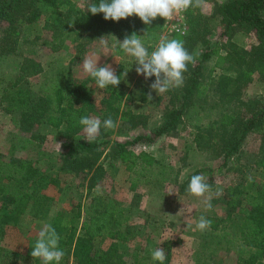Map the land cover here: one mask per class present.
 I'll use <instances>...</instances> for the list:
<instances>
[{"label": "trees", "instance_id": "obj_1", "mask_svg": "<svg viewBox=\"0 0 264 264\" xmlns=\"http://www.w3.org/2000/svg\"><path fill=\"white\" fill-rule=\"evenodd\" d=\"M92 3L98 4L99 0H84L83 8L74 0H0V56L14 52L20 46L25 30L41 19L42 27L50 33L53 50L65 44L72 45L70 65L83 56L94 40L111 33H116L123 41L126 35L135 32L142 36L149 52L154 50L161 38L162 17H157L151 25L144 24L136 15L118 22L106 20L103 13L85 11ZM214 3L213 17L219 18L217 21L223 28L221 35L225 37L223 45L226 53L221 58L226 65L221 72L211 75L210 69L206 74V62L211 57L207 37L213 30L212 18L201 14L199 8L184 11L188 29L172 39L179 37L177 40L182 41L184 48L193 55L194 63L188 64L183 74V85L169 89L167 104L155 122L149 123L145 113H125L121 107L123 102L134 98L146 102V87L136 95L126 93L124 84L120 82L118 86L101 89V96L96 99L89 84L93 78L72 80L69 69L49 83L41 81L38 90L17 86L15 82L4 92L2 102L6 104L7 111L17 116L22 135H28L24 142L43 139L37 127H52L55 134L63 139L59 171L79 175L85 181L88 198L84 203L85 209L82 210V204L78 203L76 214L68 216L61 211L51 223L59 235V247L64 252L60 264H127L119 242L130 241L133 233L121 227L124 220L122 206L108 196L90 195L91 189L102 181L105 173L101 158L108 159L110 163L122 159L131 152L129 146L152 143L160 136L175 131L179 125L191 129L195 146L217 159L215 168L218 169L239 158L249 134L259 135L256 159V165L260 167L259 178H252V182L248 183L240 181L228 185L225 196L212 200L223 205L226 215L218 218L210 228L214 229L212 243L215 241L218 246L227 235V232L220 236L215 233L218 224L229 220L235 212L242 215L235 229L239 253L234 264H264V102L259 98L242 96L252 75L256 74L264 81V0ZM239 32L254 38L255 42L248 49L232 40ZM197 45L203 47L199 53L195 50ZM24 58L21 74L40 75L43 69L40 61ZM116 74L121 78L119 72ZM147 79L155 80V76ZM121 114L128 116L131 128L140 126L148 129V133L138 134L125 142L101 141L99 139L112 130L101 126L97 139L92 143L72 140L83 129L79 124L81 117H96L101 121L111 117L116 124ZM12 145L10 151L19 146L18 143ZM11 165V172H5L4 168ZM214 172V168L200 167L186 173L177 180L178 193L188 194L186 188L191 176L196 174L205 176L212 190L215 187ZM159 174V181L167 180L165 171L160 170ZM3 178L6 182L1 183ZM58 183L56 177H47L29 158L20 157L12 163L0 161V236L6 221L16 213H22L29 200L37 205L44 204L47 195L42 190L52 184L58 186ZM11 187L13 192H7ZM82 212L85 218L79 221ZM96 239H108L109 242L105 247L96 248ZM174 243V240L168 239L161 244L166 255L164 264H170ZM34 245L35 242L29 243L25 254L20 255L42 264L30 254ZM2 251L5 250L0 248V261L10 264V254ZM134 264L159 262L142 256L135 259Z\"/></svg>", "mask_w": 264, "mask_h": 264}, {"label": "rangeland", "instance_id": "obj_2", "mask_svg": "<svg viewBox=\"0 0 264 264\" xmlns=\"http://www.w3.org/2000/svg\"><path fill=\"white\" fill-rule=\"evenodd\" d=\"M74 1L83 8L84 0ZM213 1L223 2L224 0H204L203 7L199 8L201 14L212 18L213 23L211 25L213 30L207 37L211 57L206 62V74L212 69L211 75L221 72L222 67L226 65V61L221 58L226 53L223 45L225 37L221 35L223 28L217 21L218 17H213L215 5ZM42 26L43 19L25 30L20 39V46L16 47L14 52L0 56V161L12 163L20 157L29 158L47 177H56L59 183L58 186L52 184L42 190L47 195L44 204L37 205L29 200L22 213H16L13 218L5 222L3 235L0 236V248L10 254V264H36L33 259L21 256L25 254L29 243L37 241L39 231L44 226L51 225L57 213L62 211L63 214L72 216L76 214L78 203L82 204L83 210L85 209L84 203L88 201L83 178L76 174L59 171L63 139L55 134L52 127L48 125L37 127L36 130L42 134L43 139L34 140L31 143L30 141L24 142L28 135H22L17 116L7 111L6 104L2 102V96L10 85L16 82L17 86L31 88L32 91L38 90V84L41 81L49 83L60 73H66L68 69L72 80L87 79L90 76L83 72L82 62L84 56L92 51L99 52L98 66L108 64L115 72H119L126 93L137 95L143 87L147 88V94L151 93L152 99L148 100L147 95L146 102H140L135 98L123 102L121 107L125 113L127 111L145 113L149 118V123L155 122L166 106L169 95V90L158 95L150 87L155 80L146 79L144 75L136 72L137 65L134 63V58L123 53L118 46L111 47V45H118V40H120L116 33L104 35L110 45L107 52L101 48L98 38L88 46L79 60L70 65L69 62L73 56L72 45L65 44L53 50L50 33ZM187 29L186 22L185 32ZM160 31L161 36L168 39L179 35L171 32L163 20L160 22ZM232 40L245 49L255 42L251 35L240 32L236 33ZM195 50L199 53L203 47L197 45ZM24 57L40 61L43 68L40 75L21 74L20 67L24 62ZM125 73H127L126 76ZM20 75H22L21 78H19ZM89 84L92 86L96 99H99L101 89L95 86L94 79L90 80ZM242 96L259 98L264 102V81L256 74L252 75V80L244 89ZM130 124L128 116L121 114L116 127L110 131L109 135L99 140L110 139L125 142L138 134L148 133V129L140 126L131 128ZM192 136L193 133L189 127L179 125L175 131L160 136L152 143H138L129 146L131 152L122 159L110 163L108 159L101 158L105 173L102 181L91 189L90 195L108 196L122 206L124 220L121 227L133 233L130 241L119 242L120 250L125 253L124 258L127 264H134V260L142 256L152 261V251L160 248L161 244L168 239L175 241L172 246L170 264L235 263L239 253V240L235 229L242 215L235 212L229 220L218 224L215 233H219L220 236L227 232L218 246L215 245V241L214 244L212 243L214 238L212 230L214 229L209 228L201 232L194 228L201 215L210 220L211 224L217 222L218 218L225 217L226 209L223 205L219 201L213 202L212 200L225 196V189L228 185H234L240 181L248 183L249 175L254 180L259 178L260 167L256 165L260 144L259 135L249 134L236 162H231L227 167L219 169L215 168L218 160L199 150L192 141ZM72 140H86L83 138V129ZM13 143H18L19 146L14 151H10ZM200 167L215 169V187L201 198L179 194L177 180ZM4 170L11 172L12 165ZM160 170L167 174L166 181H159ZM4 182H6L5 178L1 183ZM13 189L11 187L7 192H13ZM209 198L211 209H207L204 204V201ZM182 208L185 209L180 212ZM189 209L192 211L189 212ZM83 218H85V213L82 212L79 221ZM108 242V239H96L95 247H105ZM12 253L19 255L12 256ZM4 263L0 261V264Z\"/></svg>", "mask_w": 264, "mask_h": 264}, {"label": "clouds", "instance_id": "obj_3", "mask_svg": "<svg viewBox=\"0 0 264 264\" xmlns=\"http://www.w3.org/2000/svg\"><path fill=\"white\" fill-rule=\"evenodd\" d=\"M203 4L204 0H99L98 4H89L85 11L92 14L103 13L104 19L117 22L122 18L127 19L136 15L144 24L151 25L157 17L172 21L180 12L189 8H202ZM104 37L99 38V42L101 48L107 52L110 45ZM141 37L133 32L130 36L126 35L123 41L118 40V45H111V47L118 46L123 53L134 58V63L137 65L135 70L138 74L144 75L146 79L155 76V81L150 87L158 95L170 88L181 87L184 82L183 74L187 71L188 64L194 63L193 55L184 48L183 42L161 36L154 50L149 52ZM99 58L100 56L97 57L95 54L86 55L82 62L83 72L93 78L100 89L118 86L121 82L120 76L116 74L111 65L98 66ZM151 99L152 95L149 93L148 100ZM79 124L83 127V138L90 143L97 139L101 126L105 130L116 127L111 117L101 121L96 117L83 116ZM248 181L252 182L251 175ZM186 192L193 197H205L206 193L210 192V185L202 174L192 175ZM204 204L207 209H211L210 198L205 200ZM184 209L182 208L180 212ZM191 211L192 209H189V212ZM210 226L211 221L201 215L195 223L194 230L203 232ZM59 239L55 228L51 225L44 226L38 233V239L30 253L31 256L41 260L42 264H60L64 252L59 247ZM151 256L152 260L159 264H164L166 259L162 247L154 249Z\"/></svg>", "mask_w": 264, "mask_h": 264}, {"label": "built area", "instance_id": "obj_4", "mask_svg": "<svg viewBox=\"0 0 264 264\" xmlns=\"http://www.w3.org/2000/svg\"><path fill=\"white\" fill-rule=\"evenodd\" d=\"M164 24L167 25L171 32H175L178 34H184L186 30V22H185V15L184 11L177 14V17L172 21H166L162 18Z\"/></svg>", "mask_w": 264, "mask_h": 264}, {"label": "crops", "instance_id": "obj_5", "mask_svg": "<svg viewBox=\"0 0 264 264\" xmlns=\"http://www.w3.org/2000/svg\"><path fill=\"white\" fill-rule=\"evenodd\" d=\"M92 54H95L97 57L99 56V52H92V51H91L90 53L86 54V55H92ZM86 55H85V56H86ZM85 56H84V57H85ZM80 61H81V60H80Z\"/></svg>", "mask_w": 264, "mask_h": 264}]
</instances>
